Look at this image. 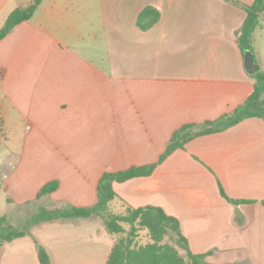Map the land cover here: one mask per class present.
<instances>
[{"label":"crops","instance_id":"0c3cea01","mask_svg":"<svg viewBox=\"0 0 264 264\" xmlns=\"http://www.w3.org/2000/svg\"><path fill=\"white\" fill-rule=\"evenodd\" d=\"M33 0H0L8 14ZM254 0H41L0 39V178L19 204L42 196L87 206L106 171L153 163L173 132L243 104L255 78L237 32ZM146 6L159 11L147 29ZM264 69V10L251 36ZM219 185L227 200L220 194ZM116 201L180 221L204 264H264V118L197 136L149 176L113 182ZM39 200V199H35ZM59 200V201H58ZM246 201V202H245ZM105 264L101 220H52L0 244V264Z\"/></svg>","mask_w":264,"mask_h":264},{"label":"trees","instance_id":"16d2710c","mask_svg":"<svg viewBox=\"0 0 264 264\" xmlns=\"http://www.w3.org/2000/svg\"><path fill=\"white\" fill-rule=\"evenodd\" d=\"M40 2L41 0H33L27 6L12 10L0 28V39L17 24L30 19ZM245 10L246 17L237 32V39L243 50H252L251 36L257 25L258 15L264 10V0H254V3L246 7ZM159 16L157 9L146 6L138 14L137 25L141 29H147L159 19ZM253 75L255 78L253 91L243 104L217 119L201 124L182 125L173 132L164 152L156 162L103 172L98 180L97 200L94 204L87 206L69 204L65 207L54 208L41 206L21 226L8 224L6 216L0 215V243L29 234L32 227L42 222L96 217L101 220L105 230L113 238V245L105 264H204L206 254L191 252L187 239L181 232L180 221L175 216L167 214L161 207L149 205L133 208L124 203L125 213L113 211V202L117 194L112 183L149 176L167 155L177 148H183L186 142L197 136L227 129L247 117L264 118V69L253 73ZM58 184L57 179L46 182L38 191L35 199H40L56 190ZM219 191L229 201L242 202V200L228 198L221 185H219ZM122 222L130 224L131 227L128 231H125ZM138 229L146 230L147 240L145 243L138 240ZM124 231L126 235L117 238V234ZM167 233L174 236L170 242L165 241ZM36 246L40 263L51 264L50 256L45 249L37 242Z\"/></svg>","mask_w":264,"mask_h":264},{"label":"rangeland","instance_id":"374dc122","mask_svg":"<svg viewBox=\"0 0 264 264\" xmlns=\"http://www.w3.org/2000/svg\"><path fill=\"white\" fill-rule=\"evenodd\" d=\"M264 106V105H263ZM6 153V149H0V159L3 158ZM117 199V198H116ZM115 199V200H116ZM50 198H40L39 200L26 201L23 204H19L15 199V195L13 193L8 192V188L6 187V182L0 178V215H4L7 218V223L12 224L14 226L23 225L26 220L35 213L39 207H65L69 205L68 201L62 200L58 204H49ZM59 201V200H58ZM113 211L115 212H123L125 213V206L122 203L116 201L115 205H113ZM124 226L125 231L130 229V224L127 222L121 223ZM136 226V222H135ZM122 232L117 234V238H122L126 235V232ZM138 240L142 243H145L147 240L146 230L138 229ZM172 236V237H171ZM174 239V236L171 233H167L165 236V241L170 242ZM1 244V243H0ZM184 253V252H183Z\"/></svg>","mask_w":264,"mask_h":264},{"label":"water","instance_id":"95a60500","mask_svg":"<svg viewBox=\"0 0 264 264\" xmlns=\"http://www.w3.org/2000/svg\"><path fill=\"white\" fill-rule=\"evenodd\" d=\"M243 67L248 74H253L260 70V65L255 61L254 53L251 49L243 50Z\"/></svg>","mask_w":264,"mask_h":264}]
</instances>
